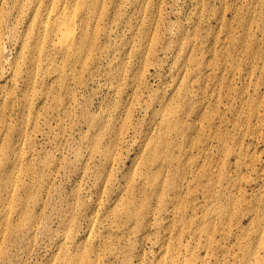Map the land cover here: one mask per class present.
<instances>
[{
    "label": "rangeland",
    "instance_id": "obj_1",
    "mask_svg": "<svg viewBox=\"0 0 264 264\" xmlns=\"http://www.w3.org/2000/svg\"><path fill=\"white\" fill-rule=\"evenodd\" d=\"M0 264H264V0H0Z\"/></svg>",
    "mask_w": 264,
    "mask_h": 264
},
{
    "label": "bare ground",
    "instance_id": "obj_2",
    "mask_svg": "<svg viewBox=\"0 0 264 264\" xmlns=\"http://www.w3.org/2000/svg\"><path fill=\"white\" fill-rule=\"evenodd\" d=\"M62 11L63 10L57 9L54 12L55 13L54 19H53V21H51V25L48 26V28L46 26V28L44 30L45 31L48 30V32L50 34L52 33V35H55V38H56L55 44L59 47V49L61 51H63L64 53H68L69 51H71L72 47L78 48V43L80 41L79 38L81 35H77V33L75 32V27H74L75 16H74V13L72 14L70 11L65 13ZM44 39H45V37H44ZM35 44L37 45V49L39 51L43 52V51H45L46 47H49V44H52V40L51 41L48 40L45 43L40 42L38 44V38H37V41L35 42Z\"/></svg>",
    "mask_w": 264,
    "mask_h": 264
}]
</instances>
